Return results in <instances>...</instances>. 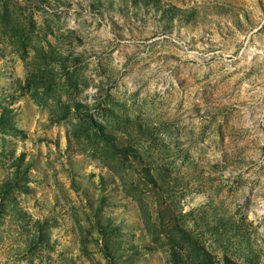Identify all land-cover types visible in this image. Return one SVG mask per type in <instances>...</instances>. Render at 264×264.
I'll return each instance as SVG.
<instances>
[{
	"label": "rangeland",
	"instance_id": "rangeland-1",
	"mask_svg": "<svg viewBox=\"0 0 264 264\" xmlns=\"http://www.w3.org/2000/svg\"><path fill=\"white\" fill-rule=\"evenodd\" d=\"M0 264H264V0H0Z\"/></svg>",
	"mask_w": 264,
	"mask_h": 264
}]
</instances>
